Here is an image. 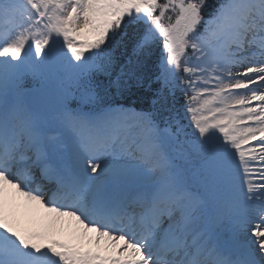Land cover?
I'll return each mask as SVG.
<instances>
[{
	"label": "snow or ice",
	"instance_id": "6c2138e0",
	"mask_svg": "<svg viewBox=\"0 0 264 264\" xmlns=\"http://www.w3.org/2000/svg\"><path fill=\"white\" fill-rule=\"evenodd\" d=\"M0 264H264V0H0Z\"/></svg>",
	"mask_w": 264,
	"mask_h": 264
},
{
	"label": "trees",
	"instance_id": "16d2710c",
	"mask_svg": "<svg viewBox=\"0 0 264 264\" xmlns=\"http://www.w3.org/2000/svg\"><path fill=\"white\" fill-rule=\"evenodd\" d=\"M210 2H211V3H214V2H215V0H210Z\"/></svg>",
	"mask_w": 264,
	"mask_h": 264
}]
</instances>
